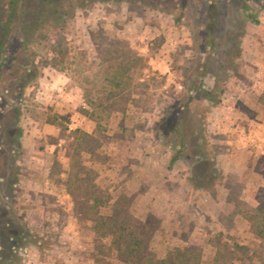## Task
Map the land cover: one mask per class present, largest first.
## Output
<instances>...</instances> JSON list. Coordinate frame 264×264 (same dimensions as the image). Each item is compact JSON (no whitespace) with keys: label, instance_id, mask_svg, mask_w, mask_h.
Instances as JSON below:
<instances>
[{"label":"rangeland","instance_id":"rangeland-1","mask_svg":"<svg viewBox=\"0 0 264 264\" xmlns=\"http://www.w3.org/2000/svg\"><path fill=\"white\" fill-rule=\"evenodd\" d=\"M210 1L215 51L202 82L221 98L203 102L204 155L221 171L212 193L189 184L185 153L171 162L177 147L154 130L211 54L202 48ZM243 1L247 9L233 0L96 2L42 26L30 45L40 73L20 100L18 182L6 200L29 237L0 264H131L94 231L95 214L111 215L122 196L130 216L153 217L149 252L159 259L264 264V240L247 219L264 202V0ZM240 30L242 76L227 78L217 66ZM114 95L121 109L109 104Z\"/></svg>","mask_w":264,"mask_h":264},{"label":"trees","instance_id":"trees-1","mask_svg":"<svg viewBox=\"0 0 264 264\" xmlns=\"http://www.w3.org/2000/svg\"><path fill=\"white\" fill-rule=\"evenodd\" d=\"M139 0H0V263L14 259L16 249L23 247L22 242L29 237L26 225L15 217L6 202L14 196V186L18 182L19 166L17 158L21 146L23 129L20 126L22 113L20 100L25 90L38 78L40 66L36 63L34 53L30 50L42 26L66 20L69 9H83L96 2L123 3ZM242 8H248L243 0H233ZM153 6V5H152ZM151 6V8H152ZM156 9L155 6H153ZM217 4L210 1L206 9L205 37L203 52L209 50L205 59L198 64L199 78L187 89L183 103L175 111H164L154 124L155 135L163 144L172 142L177 147L171 162L183 155L184 160L191 166L188 176L189 184L198 190L212 193L221 176L217 162L204 155L207 145L204 134L206 120L203 102L213 106L221 103V98L214 86L206 90L203 85L205 76L203 69L207 61L213 57L215 39L212 34ZM168 13L171 10L167 11ZM70 17V15H69ZM251 17V16H250ZM254 23L256 18L251 17ZM244 31L237 32L234 50L225 52V58L217 66L218 71L227 78H241V67L237 64L240 54V43ZM208 51V53H210ZM202 52V50H200ZM202 52V53H203ZM214 55V54H213ZM237 56V57H235ZM47 63V62H46ZM62 63V62H61ZM110 97V105L121 109L122 101ZM197 104L199 109L193 110ZM75 166V165H74ZM79 166L76 174L83 172ZM79 180L80 178L77 177ZM80 188V186H77ZM73 195L74 193L70 191ZM96 197L91 196L88 200ZM126 200V202L124 201ZM128 198L122 196L112 208L111 215H98L94 220V231L100 237H110L114 250L120 254V261L131 264H190L189 259H179L176 253L168 252L165 258L159 259L149 252V244L156 230L154 219L148 215L141 222L128 213ZM77 201L74 200V202ZM120 204V205H119ZM252 232L264 240V202L255 207L247 216ZM96 247L104 251L101 244ZM104 253V252H103ZM95 261H98L97 259Z\"/></svg>","mask_w":264,"mask_h":264}]
</instances>
